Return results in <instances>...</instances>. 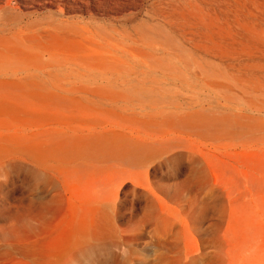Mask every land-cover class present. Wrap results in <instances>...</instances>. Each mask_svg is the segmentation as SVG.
I'll return each mask as SVG.
<instances>
[{
    "label": "rangeland",
    "instance_id": "374dc122",
    "mask_svg": "<svg viewBox=\"0 0 264 264\" xmlns=\"http://www.w3.org/2000/svg\"><path fill=\"white\" fill-rule=\"evenodd\" d=\"M0 264H264V0H0Z\"/></svg>",
    "mask_w": 264,
    "mask_h": 264
}]
</instances>
